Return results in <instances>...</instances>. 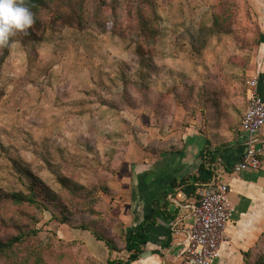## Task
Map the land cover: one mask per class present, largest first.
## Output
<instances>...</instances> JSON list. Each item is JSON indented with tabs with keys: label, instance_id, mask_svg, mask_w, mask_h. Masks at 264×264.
<instances>
[{
	"label": "rangeland",
	"instance_id": "1",
	"mask_svg": "<svg viewBox=\"0 0 264 264\" xmlns=\"http://www.w3.org/2000/svg\"><path fill=\"white\" fill-rule=\"evenodd\" d=\"M102 1L97 12L96 1L81 11L51 5L33 35L18 31L0 48V192L29 195L41 183L81 211L74 222L88 218L117 247L43 210L39 241L65 253L63 264L127 256L125 228L139 221L129 213L139 194L129 170L182 149L190 120L216 139L234 137L243 86L264 62L250 0H119L116 11L113 0ZM143 10L156 27L140 39ZM214 14L230 20L218 29ZM93 193L101 199L87 216Z\"/></svg>",
	"mask_w": 264,
	"mask_h": 264
},
{
	"label": "crops",
	"instance_id": "2",
	"mask_svg": "<svg viewBox=\"0 0 264 264\" xmlns=\"http://www.w3.org/2000/svg\"><path fill=\"white\" fill-rule=\"evenodd\" d=\"M250 3L259 17L263 35L260 52L264 60V0H250ZM256 68L261 73L259 87L264 95V62L257 61ZM244 89L243 86V91ZM244 110L245 107L241 110L242 115ZM242 115L237 122L238 135L231 137V133H225L222 140L208 135V130L207 132L201 130L197 120H190L194 127L187 129L182 149L163 150L159 157L146 159L147 163H142L138 167L133 166L129 170L133 186L139 189L129 213L134 220L139 221L125 228L126 235L136 230L144 215L149 213L152 207L167 200L165 214L157 213L155 222L145 225L147 242L138 258L130 264H181L183 251L181 235L173 233L172 225L177 219H182L185 224L189 222L188 219H183L185 209L181 206L192 202L196 196H192L191 187L173 193L171 183L173 178L184 176L191 178L195 174H198V180H205L207 183L213 180L228 183L230 198L235 206L226 227L221 258L215 264H240L243 261L242 252L247 251L264 230V162L258 170H245L237 176L232 173L234 164L246 147L247 136L240 129ZM172 135L174 138L177 137L175 134ZM259 136L264 140V127L260 130ZM209 143L215 158L209 166L201 170L199 166L203 160L202 155ZM145 157L149 158V155ZM223 175L227 178L223 179Z\"/></svg>",
	"mask_w": 264,
	"mask_h": 264
},
{
	"label": "trees",
	"instance_id": "3",
	"mask_svg": "<svg viewBox=\"0 0 264 264\" xmlns=\"http://www.w3.org/2000/svg\"><path fill=\"white\" fill-rule=\"evenodd\" d=\"M98 4L97 10L93 12L100 11V6L103 4L102 0H25L26 4L29 6L31 11L34 13L35 22H39L42 18V12L53 7L66 6V5H78L77 9L81 11L84 5H95ZM99 1V2H98ZM149 0H147L148 2ZM227 0H224V2ZM98 2V3H97ZM88 3V4H87ZM122 2L119 0H113L111 5L112 10L116 11L117 5L121 6ZM247 0L243 1V5H247ZM139 15V22L141 19L140 26L138 27L137 34L140 39H145L147 34L155 31V18H150L148 10H143ZM230 15L214 14L213 23L220 29L222 24H227L229 22ZM108 27L115 28L116 23L114 20H108L106 22ZM155 24V25H154ZM139 25V24H138ZM153 25V27H151ZM33 26V25H32ZM31 27L29 28V30ZM142 29V30H141ZM31 35L34 34L32 29L30 30ZM17 34V33H16ZM15 34V35H16ZM262 34V33H261ZM14 35V36H15ZM13 36V37H14ZM263 36V35H262ZM262 36L259 37L261 42ZM10 38V42L7 46L0 47L4 52H6L10 43L13 40ZM245 93V89H244ZM235 135H238V130L236 129ZM220 149V148H219ZM214 151L211 150V145L205 148L202 155V162L199 169L204 170L207 166L214 161L215 155ZM191 179H193L191 181ZM209 181V180H208ZM207 184L205 180H198V174L194 176H184L181 178H173L172 187L173 193L181 191L186 187H191L192 196H196L195 190ZM92 200L87 199V203L92 202V210L88 211V215H95V204L100 201V196L97 193H93ZM83 196L77 195V198L83 199ZM100 198V199H99ZM95 199H98L97 201ZM68 206L60 196L55 194L51 189L46 188L43 184L35 182L30 188V194H18V193H1L0 192V264H43V259L46 257L49 260H53L57 264L64 263L65 253L55 254L49 251L50 244L42 243L39 241L38 233L39 229L36 227L38 218L36 214L39 215L43 213V210H48L51 213V218L59 220L60 223H67L69 225H74L83 230L90 231L98 240L103 241L106 246L114 251L117 249L112 240H109L104 235H102L99 230L92 228L90 225L92 221L88 222L82 219L81 222H74L73 213L77 211L81 212L77 208L73 210V205ZM78 205L77 207H79ZM167 207V200H164L161 204L156 205L151 208L150 212L144 215L143 220L136 228L135 231L130 232L125 237V242L123 245V250L128 252L126 259H108V264H130L136 260L139 254L142 252V248L147 242V234L145 231V225L151 224L156 220L157 213L165 214ZM89 209V208H88ZM35 211V213H34ZM84 211V210H83ZM63 245H71L69 242H63L62 239H58ZM264 245V230L255 241L253 246H251L247 251L242 252L244 264H264V250L262 251V246Z\"/></svg>",
	"mask_w": 264,
	"mask_h": 264
},
{
	"label": "built area",
	"instance_id": "4",
	"mask_svg": "<svg viewBox=\"0 0 264 264\" xmlns=\"http://www.w3.org/2000/svg\"><path fill=\"white\" fill-rule=\"evenodd\" d=\"M260 71L245 81L246 105L240 129L247 136L246 147L234 164L232 173L239 175L245 170H258L264 162V140L259 136L264 127V95L260 91ZM196 198L183 206L188 219L173 222L172 231L181 235L183 245L181 264H215L221 258L226 227L235 211L230 198L228 183L215 180L198 187Z\"/></svg>",
	"mask_w": 264,
	"mask_h": 264
},
{
	"label": "clouds",
	"instance_id": "5",
	"mask_svg": "<svg viewBox=\"0 0 264 264\" xmlns=\"http://www.w3.org/2000/svg\"><path fill=\"white\" fill-rule=\"evenodd\" d=\"M35 23L34 13L25 0H0V47L7 46L18 31Z\"/></svg>",
	"mask_w": 264,
	"mask_h": 264
}]
</instances>
